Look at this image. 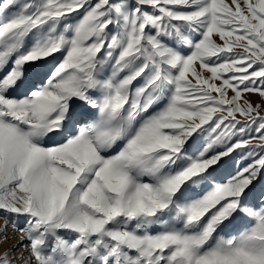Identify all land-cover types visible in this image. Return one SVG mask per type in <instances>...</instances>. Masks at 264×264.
Here are the masks:
<instances>
[{
    "label": "snow or ice",
    "instance_id": "6c2138e0",
    "mask_svg": "<svg viewBox=\"0 0 264 264\" xmlns=\"http://www.w3.org/2000/svg\"><path fill=\"white\" fill-rule=\"evenodd\" d=\"M0 220V264H264V0H0Z\"/></svg>",
    "mask_w": 264,
    "mask_h": 264
},
{
    "label": "rangeland",
    "instance_id": "374dc122",
    "mask_svg": "<svg viewBox=\"0 0 264 264\" xmlns=\"http://www.w3.org/2000/svg\"><path fill=\"white\" fill-rule=\"evenodd\" d=\"M231 94V93H230ZM250 100L253 101V103H259L260 102V97L258 95H250L248 97ZM245 163H247V161H245ZM3 224V220H0V225ZM1 250V249H0ZM19 255V254H18Z\"/></svg>",
    "mask_w": 264,
    "mask_h": 264
},
{
    "label": "bare ground",
    "instance_id": "6f19581e",
    "mask_svg": "<svg viewBox=\"0 0 264 264\" xmlns=\"http://www.w3.org/2000/svg\"><path fill=\"white\" fill-rule=\"evenodd\" d=\"M10 236H15V233H12V232H10ZM15 243H17V240L16 239H12L11 241H10V243L9 244H6V245H4V248H8V247H11L13 244H15ZM3 249H1L0 251H2ZM19 253H17V255H18Z\"/></svg>",
    "mask_w": 264,
    "mask_h": 264
}]
</instances>
